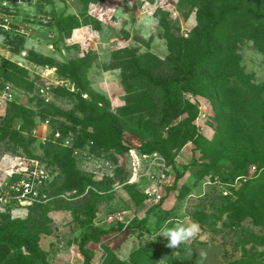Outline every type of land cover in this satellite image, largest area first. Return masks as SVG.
<instances>
[{"label":"rangeland","instance_id":"obj_1","mask_svg":"<svg viewBox=\"0 0 264 264\" xmlns=\"http://www.w3.org/2000/svg\"><path fill=\"white\" fill-rule=\"evenodd\" d=\"M212 1L0 0V117L9 106L0 163L26 153L51 174L45 203L0 204V233L41 221L52 233L40 235L36 255L82 264L74 253L84 215L75 210L92 186L101 194L93 228L110 232L88 243L91 264H264V165L257 162L264 157V0H251L263 8L251 20L241 14L216 33L218 52L198 74L201 94L185 97L198 107L197 140L162 154L174 179L164 201L151 205L148 181H131L129 149L148 144L160 152L167 137L157 108L167 96L148 77H166L180 64L186 45L202 36ZM231 2L214 0V12ZM58 131L79 156L53 142ZM177 221L200 232L174 249L157 235ZM15 248L0 245V264H16Z\"/></svg>","mask_w":264,"mask_h":264},{"label":"trees","instance_id":"obj_2","mask_svg":"<svg viewBox=\"0 0 264 264\" xmlns=\"http://www.w3.org/2000/svg\"><path fill=\"white\" fill-rule=\"evenodd\" d=\"M213 3L214 0L212 1V4ZM212 4H209V8L206 7L205 11L202 13L201 18L206 22V28L200 39L194 43L196 46L194 44L186 45L181 53L180 64L176 65L172 73L166 77H157L155 79L148 77L151 85L157 87L167 96L164 101H159L157 104L158 111L163 113L162 119H164L163 122L165 123L164 131L167 133L164 143L157 144V146L160 147L161 154L167 156H169L170 150L179 149L183 144L190 141L196 142L197 140L198 132L195 121L198 117V107L185 97L187 94H201L198 84V74L203 64L218 52L216 33L222 28V26L227 24L228 19L234 20L237 16L244 14L243 17L247 18V20H251L254 17V13L256 14L264 8L260 9L259 6L251 0H232L229 6L222 10L221 13L216 14ZM262 19L264 20V15ZM74 84L75 87H77L76 89H80V86L76 83ZM29 85L31 86V83H29ZM29 90H32V88L30 87ZM81 95L84 96L85 94L82 93L79 95L80 100L85 103L86 100L83 99ZM17 108L19 110L18 115L20 117H26V109L20 105ZM91 110H93V107H91ZM171 110L173 111L170 118L166 119L168 112ZM181 113L186 114L187 117L183 121H175ZM8 115L9 106L5 116H3V118L1 117L0 120L6 119ZM105 117L108 119L112 131L120 136L115 116L113 114H107ZM53 142L56 143L58 147L64 148L61 146L60 142L55 140ZM66 149H70V152L74 155L72 148ZM141 151L144 153H153L156 151V148L148 144H143L141 146ZM259 161L264 165V157L263 159H257V162ZM100 195L98 188H90L87 192L84 204L80 209L75 210L84 215V218L79 222L80 226L84 229V232L78 240V247L84 258V264H91L92 261L93 252L87 247L88 243L91 241L100 242L101 237L110 232L109 230L93 228V221L98 212L97 201ZM57 201L64 203L66 202V199L59 198ZM42 214L44 219H48V211L46 212L45 210ZM32 222L21 224L20 228L11 234L4 235L0 233V245L12 243L16 247L14 249L15 251L16 249L21 248L25 250V252L22 249L19 251L17 250V254L14 251L13 256L17 257L16 264H53L46 258L40 259L36 255V251H39L38 249L40 248L35 246L38 243L41 234L52 233L51 226L42 225V222L38 220H33ZM239 264L248 263L242 261Z\"/></svg>","mask_w":264,"mask_h":264},{"label":"built area","instance_id":"obj_3","mask_svg":"<svg viewBox=\"0 0 264 264\" xmlns=\"http://www.w3.org/2000/svg\"><path fill=\"white\" fill-rule=\"evenodd\" d=\"M44 92L45 89L41 88V93ZM5 94L2 96L4 99L11 97V93ZM54 139L62 146L69 148L72 145L70 139L62 137L59 131L54 133ZM73 154L79 156V150L74 148ZM129 155L133 170L131 181L136 182L138 177L145 178L148 181L145 189L146 201L151 205L163 202L167 191L174 185L167 159L159 152L144 153L134 148L129 149ZM88 159L92 160V156ZM50 180V170L40 159L30 157L26 153L17 155L5 167L0 163V204L27 207L45 203L47 184ZM90 188L95 189L89 186L88 190Z\"/></svg>","mask_w":264,"mask_h":264},{"label":"clouds","instance_id":"obj_4","mask_svg":"<svg viewBox=\"0 0 264 264\" xmlns=\"http://www.w3.org/2000/svg\"><path fill=\"white\" fill-rule=\"evenodd\" d=\"M199 232L200 227L198 224H185L177 221L174 226L161 229L157 237L163 236L167 239V246L175 249L189 240L196 239ZM201 255H204V253H201Z\"/></svg>","mask_w":264,"mask_h":264},{"label":"crops","instance_id":"obj_5","mask_svg":"<svg viewBox=\"0 0 264 264\" xmlns=\"http://www.w3.org/2000/svg\"><path fill=\"white\" fill-rule=\"evenodd\" d=\"M97 213H98V212H97ZM91 242H92V241H91ZM89 243H90V242H89ZM78 250H79V247H78ZM75 252H76V251H75ZM74 259H75L77 262L84 264V258H83V256H82L80 250H79L78 253H77V252L74 253Z\"/></svg>","mask_w":264,"mask_h":264}]
</instances>
